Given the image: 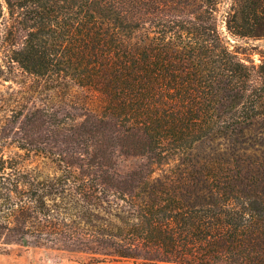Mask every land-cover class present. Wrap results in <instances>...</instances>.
<instances>
[{
  "label": "trees",
  "instance_id": "obj_1",
  "mask_svg": "<svg viewBox=\"0 0 264 264\" xmlns=\"http://www.w3.org/2000/svg\"><path fill=\"white\" fill-rule=\"evenodd\" d=\"M5 9L11 60L82 89L89 117L72 124L78 158L53 170L0 148V247L264 264V53L246 63L222 30L264 38V0H0V21ZM117 152L146 162L122 174Z\"/></svg>",
  "mask_w": 264,
  "mask_h": 264
},
{
  "label": "rangeland",
  "instance_id": "obj_2",
  "mask_svg": "<svg viewBox=\"0 0 264 264\" xmlns=\"http://www.w3.org/2000/svg\"><path fill=\"white\" fill-rule=\"evenodd\" d=\"M5 12L0 21V148L6 156L22 153L29 164L44 172L53 170L58 158L69 161L78 158V144L72 124L89 117L88 109L80 104L86 94L71 82L28 73L11 60L10 44L5 42L8 23L6 9ZM222 30L226 42L242 60L248 64L261 62L264 38L236 37L225 27ZM146 34L139 31L136 36L145 37ZM19 146L33 151L28 153ZM35 152L46 153L50 159L37 156ZM114 161L122 174L136 170L146 162L140 156L120 152L115 154ZM3 248L0 247V264H87L84 263L85 257L80 254L68 255L64 248L59 247L36 246L30 242ZM110 264L142 263L123 260Z\"/></svg>",
  "mask_w": 264,
  "mask_h": 264
}]
</instances>
